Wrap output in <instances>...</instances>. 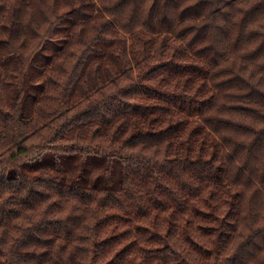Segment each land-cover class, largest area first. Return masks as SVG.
<instances>
[{"label": "clouds", "instance_id": "9594fccd", "mask_svg": "<svg viewBox=\"0 0 264 264\" xmlns=\"http://www.w3.org/2000/svg\"><path fill=\"white\" fill-rule=\"evenodd\" d=\"M21 3L22 0H0V9H3L0 14L5 17L0 19V26L7 28V31L0 32V40L8 42L7 51L0 53V61L9 56L23 58V67L19 70L8 69L11 91H15L18 98L10 91L5 99V94L0 92V179L7 182L8 169L15 168L13 183L21 190L20 195L26 194L33 202H43L8 226L0 225V264H25L22 254L36 249L24 248L22 243L37 236L48 239L41 236L48 231L60 234L53 248L55 264H72L70 258L73 257L78 258L77 264H95L94 256L99 264L108 261L118 264L114 260L116 253L132 241L139 245L137 252L141 255L143 249L159 250L150 264H182L181 258L192 264L191 241L183 242L189 234L212 253L200 264H226L230 258L231 264H238L234 255L238 249H241L239 264H264V240L254 236L258 229H264V148L252 146L250 138L212 132L205 124V118L217 115L216 109L205 112L203 117L192 118V126L201 124L207 129L195 142L194 149L189 151L187 131L176 142H184L182 149L170 151L167 139L159 144L151 143L152 127L144 122L129 121L118 114L130 104L141 102L121 93L126 86L138 83V76L146 70L142 67L131 71L135 56H120L122 67L129 70L126 74L114 73L110 82L95 80L93 88L85 86L84 94L77 93L79 99L72 101L73 87L84 69V62L96 50V45L115 38L103 26L109 23L114 26L119 39L126 42L128 51H131L134 37L144 31L143 17L140 22L130 23L131 5L123 14L105 10V6L111 9L117 0H75L74 4L71 0H27V11L17 20L13 18V11L19 10ZM81 3L94 4L95 8L83 9V16L66 15L71 7L79 8ZM149 4L151 0L143 6L145 12ZM215 6L213 3L208 12ZM246 7V4H237L231 14L238 20L240 9ZM191 23L212 26L217 21L211 17L186 22ZM17 30L23 32L18 38L14 35ZM164 35L172 38L175 46L187 43L176 41L174 33ZM60 44L66 46L58 54L52 46ZM238 56L232 55L211 71L235 67L249 85L264 92V71L258 70L259 65H264V58L249 66L239 61ZM162 58H167V54ZM158 62L159 58L150 60V63ZM194 62L190 59L183 61ZM30 64L35 75H26ZM186 80L187 76L177 79L171 87L163 90L181 91ZM29 82L35 86L30 97L24 90ZM199 83L184 92L181 104L194 103ZM213 83L219 81L209 80V88ZM213 93L220 95L214 89ZM29 99L38 100L30 118L21 112L22 102L27 103ZM89 105L93 107L89 108ZM245 123L253 124L252 121ZM166 127L167 123L157 125L155 131L160 132ZM253 127L258 131L264 129V122H256ZM205 140L208 143L201 152L200 144ZM242 145L248 147L240 152ZM20 147L25 149L24 153L9 162L11 153ZM93 159L106 162V166L102 169L84 167ZM45 161L52 167L41 168ZM70 161L76 162L75 171L69 169ZM26 169L35 170L25 173ZM240 172L244 173L243 178ZM149 173L151 179L147 187L134 179L136 174L143 178ZM193 174L197 179H193ZM166 175L170 178H165ZM100 180L109 187L96 191ZM208 181L213 182L211 186ZM162 184L172 189L167 196L160 195ZM186 184H191L201 195L191 201L188 211L180 217L177 230L173 207L178 206L177 200L183 203L187 199L181 191ZM14 195L13 191H4L0 194V204ZM148 199L153 204L164 200L168 211L154 209L147 218L140 219L144 202ZM50 206L57 210L48 214ZM9 207L16 205L10 204ZM193 207L202 213L214 214V220L211 223L194 220ZM113 214L117 219L127 217L129 222H113L102 228L99 222ZM185 221L190 224L186 229ZM201 223L204 227L198 231ZM205 230L213 234L203 235ZM173 232L175 235L170 236ZM120 233H125L127 238L115 248L107 249L104 243L107 238ZM222 234L230 239L218 240ZM254 238L260 248L253 254ZM27 264H38V261L33 259Z\"/></svg>", "mask_w": 264, "mask_h": 264}, {"label": "trees", "instance_id": "16d2710c", "mask_svg": "<svg viewBox=\"0 0 264 264\" xmlns=\"http://www.w3.org/2000/svg\"><path fill=\"white\" fill-rule=\"evenodd\" d=\"M71 3H75V0H71ZM148 3V0H117V3L111 6L109 9L105 6V10H112L116 13L123 14L131 5V12L129 14V22H140L143 17L144 31L134 37L135 43L131 47V51H128V45L126 42L119 39L115 33L114 26L110 23L104 25V30L111 32L115 38L108 39L102 43L96 45V50L90 55L84 62V69L81 75L77 79L73 92L71 94L72 101H77L79 96L77 93L84 94V87L89 89L95 86V80H101L102 82H110L114 73L120 75L126 74V70L122 67L120 56L122 54L128 55L132 59L134 71L136 68H146L138 76V83L134 85L126 86L121 89V93L127 95L130 99L139 100L140 103L130 104L128 108L123 111H118L119 115L125 116L129 121H139L147 123L154 130L149 134V140L153 144L162 143L165 139L170 141L169 150H179L184 147V142L179 138L187 131L188 140L190 142V148H195V142L200 137L204 136L207 129L201 125L196 124L192 126L193 117H203L205 112L217 110V115L205 118V124L212 132H228L237 136H243L250 138L251 145L257 148H264V129L257 130L253 127L256 122H264V92H261L258 88L253 87L243 79V76L239 74V71L235 68H222L217 72H212L211 69L219 67L221 63H224L230 59L232 55L239 54L237 59L246 65H256L257 61L264 58V0H151V4L148 5L147 11H144V5ZM215 3V7H212V11L208 12L209 7ZM237 4H246V8L240 9V17L237 20L232 14L231 9L236 8ZM27 0H22L19 10L13 11V18L19 20L28 8ZM95 8L94 4L81 3L80 7H71L69 13L66 15H81L83 16V9ZM229 9V11H225ZM3 9H0V13ZM173 16L175 18L173 19ZM211 17H215L217 23L209 26L207 23H191L186 24L188 21H201L208 20ZM0 14V19H4ZM223 22V25L221 24ZM7 31L5 26H0V32ZM165 33H174V39L176 41H187L182 46H175L172 38L165 36ZM14 35L18 38L23 35L22 30H17ZM191 37V39H189ZM210 42V43H209ZM49 44L51 42H48ZM25 47L27 45H24ZM66 45L60 44L52 46L58 54L63 51ZM8 49V42L0 40V53L6 52ZM167 54V58H162ZM158 63H150L152 59H158ZM193 60L194 63H183L185 60ZM99 62V63H97ZM95 65V67H94ZM23 67V58L7 57L5 60L0 61V69H4L0 72V83L3 87L0 88V92L7 94L12 90V85L8 82L10 74L8 69L15 68L19 70ZM259 71H264V65H259ZM28 74L35 75V70L32 65L28 66ZM187 76L188 80L184 81V86L181 91H164L166 87H171L173 82L177 79H182ZM214 80L219 83H213L209 88L208 81ZM148 81V82H145ZM203 81L204 83H199ZM199 83V87L196 89L197 96L194 103L188 104L181 101L184 99V92ZM35 86L30 82L25 85V94L30 97L31 89ZM247 88V91H245ZM213 89L216 95L213 93ZM13 97H17L15 91H11ZM18 98V97H17ZM147 101H157V104H148ZM37 101L29 99L27 103L21 105V112L26 113L27 117L32 116V110ZM219 105V107H217ZM93 105H89L92 108ZM130 109V110H129ZM2 112V110H0ZM9 115L8 113H3ZM245 121H252L253 124L245 123ZM167 123V127L160 132H156L157 125ZM189 128L191 129L190 131ZM229 140L230 137H225ZM207 140L201 141V152L205 150ZM7 149V145L4 146ZM248 147L242 145L240 152ZM25 149L20 147L11 153L9 162L15 160L18 155H22ZM237 152V155L240 154ZM202 158V157H201ZM106 166V162L101 163L98 160L93 159L90 164L84 165V167L102 169ZM41 168H51L52 165L45 161L40 166ZM69 169L75 171L76 162L70 161L68 163ZM30 170L26 169L25 173ZM15 168H9L7 171L8 181L5 182L0 179V194L9 190L16 193V195L9 197L5 200L4 204H0V225L8 226L11 221L20 218L26 211L34 210L39 203L43 200L33 202L26 194L20 195L19 189L15 187L13 183L15 180ZM243 178L244 173H239ZM165 178H170L165 176ZM78 180V177L76 178ZM99 179V178H98ZM134 179L139 180L143 187H147L148 181L151 179L150 173L141 178L140 174H136ZM193 179L197 177L193 174ZM65 182H68V178H65ZM223 182L221 178L220 183ZM209 185H212V181H208ZM109 185L105 184L103 180L97 185L96 191H103ZM160 195L167 196L171 193L172 189L160 185ZM187 198L183 203L177 200L175 203L178 206L173 207V211L176 214V220L174 223L179 230V219L188 211V206L192 200L197 199L201 193L195 192L191 184H186L181 189ZM195 193V194H194ZM10 204H15L16 207H9ZM108 205H104L107 207ZM168 211V207L164 200H158L156 204H153L151 199L144 202L143 214L140 219L147 218L152 210ZM57 209L50 206L48 214L55 212ZM193 219L200 220L204 223H211L214 220V214L202 213L199 208L193 207ZM127 223V217L112 216L104 217L103 221H100L101 227H107L109 224ZM204 223H201L197 230H201L204 227ZM190 227L188 221L184 222V228ZM140 231V229H138ZM148 231V229H143ZM214 231V230H213ZM203 235H212V231H203ZM58 232H45L41 236H47L48 239H42L40 236L33 237L32 239L25 240L22 243L24 248H35L36 251H27L22 254L25 264L33 259L38 261V264H55L53 258V248L55 247L56 240L59 238ZM175 235V232L170 233V236ZM258 239L264 240V229H258L254 234ZM127 236L125 233H120L118 236H109L104 242L107 249L115 248V246L121 243ZM218 240L230 239L223 234L217 237ZM191 241L189 244L190 254L192 255V264H200L204 259L211 257L212 253L209 249L196 243L192 236L189 234L183 240L184 243ZM155 242V241H152ZM170 247V245H167ZM253 254L260 248V244L257 243V239L252 240ZM139 245L136 241H132L130 244H125L116 253L114 260H117L118 264H150L151 258L158 255L159 250H141V253L137 252ZM40 248H45L47 251L40 252ZM241 249L237 250L234 254L237 258L238 264L240 261ZM15 256L16 253L14 252ZM72 264H77L76 257L70 258ZM95 264H99V260L93 257ZM182 264H189L187 259L181 258ZM107 264H113V261H108ZM226 264H231V258Z\"/></svg>", "mask_w": 264, "mask_h": 264}]
</instances>
